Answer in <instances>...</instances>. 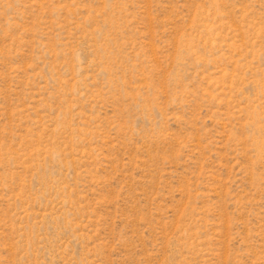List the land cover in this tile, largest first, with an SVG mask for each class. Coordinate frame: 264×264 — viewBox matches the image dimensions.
I'll list each match as a JSON object with an SVG mask.
<instances>
[{"label":"rangeland","instance_id":"rangeland-1","mask_svg":"<svg viewBox=\"0 0 264 264\" xmlns=\"http://www.w3.org/2000/svg\"><path fill=\"white\" fill-rule=\"evenodd\" d=\"M0 264H264V0H0Z\"/></svg>","mask_w":264,"mask_h":264}]
</instances>
